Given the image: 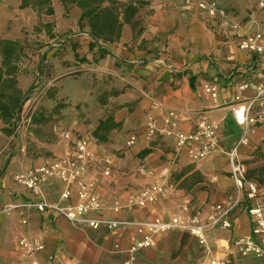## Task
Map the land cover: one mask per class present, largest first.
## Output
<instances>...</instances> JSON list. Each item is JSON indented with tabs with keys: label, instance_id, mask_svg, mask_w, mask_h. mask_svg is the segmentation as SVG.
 <instances>
[{
	"label": "crops",
	"instance_id": "0c3cea01",
	"mask_svg": "<svg viewBox=\"0 0 264 264\" xmlns=\"http://www.w3.org/2000/svg\"><path fill=\"white\" fill-rule=\"evenodd\" d=\"M22 1L0 0V38L18 40L25 46V56L17 64L19 87L25 95L39 76V68L46 67L48 72L46 76L42 74L44 82L40 86L41 101L34 113L43 109L51 120L45 125H37L32 118L28 129H23L15 137L14 132L6 135L0 128L1 206L22 199L19 195L22 189L13 180L14 173L66 152L67 142L60 138L56 129L93 133L100 121L110 114L122 126L111 132L108 144L98 147L101 157L113 163V176L99 187L104 201L111 205L119 198L126 201L133 192L155 181L149 172H139L140 162L155 174L166 173L168 190L148 208L109 212V217L132 220L170 216L186 201L193 208H202L210 202L196 189L205 183L207 177V185L232 184L220 197L222 200L211 203L223 201L233 193L229 160L224 151L219 150L194 163L186 155L176 157L171 137L159 136L151 143L142 142L135 148L126 149L130 152L141 148L138 163L133 168L129 158L123 160L113 151L106 153L104 146L126 148L131 133L146 130L149 114L155 117L159 126H163L169 112L175 111L179 129H195L203 118L219 124L221 145L229 150L243 134V126L238 124L233 113L238 85L247 84L240 93L243 103L255 97L257 87L264 82V54L240 49L231 34L220 31L193 5L146 0L148 4L141 11L147 9L149 14L144 21L141 20L140 37L130 34L132 28L126 24L118 41L97 42L91 48L92 37L77 32L81 29L78 23L80 8L73 7L65 16L61 1L52 0L55 14L38 16L32 7L21 8ZM215 1L232 11L237 19L249 23L252 30L264 31V10L260 8L259 0L258 9L248 18L240 17L234 11L242 10L241 0ZM41 21L53 23L54 27L36 31ZM197 26L202 33L192 32ZM49 33L54 37L51 38ZM26 41L35 42L36 49H31V44L27 48ZM140 44L141 50L137 47ZM101 50L108 51V54L101 57ZM83 57L88 62H82ZM144 60L147 61L142 64ZM206 81L219 85L217 98L204 91ZM263 105V101H258L253 112ZM56 119L58 124L54 125V133L44 139L41 131ZM1 124L4 126L0 121ZM6 139L14 141L12 150ZM250 140L241 153L248 168L250 164L264 163V156L256 153L258 150L264 155V123L258 124ZM31 142L38 143L47 155L28 157ZM158 144H164L166 148L159 149ZM146 148H151L152 152L140 157ZM17 155L29 159L20 171L12 169L17 164ZM216 159L222 161L216 163ZM216 169L225 170V176L219 178ZM195 173L201 176L200 182L193 181ZM50 196L53 197L54 193ZM18 215L17 210L0 212V264H41L48 261L50 254L54 255L52 264H196L204 256L205 246L200 245L195 237L170 231L158 235L155 246L139 250L132 260L129 250L136 234L134 227L122 226L114 231L93 229L72 223L62 216H47L37 211L31 213L29 227H23ZM233 223L231 230H216L209 234L208 245L214 254L230 253L234 250L233 240L250 233L246 212L236 211ZM23 237L40 239L45 249L27 253L19 244ZM243 262L241 260L240 264H254L251 260Z\"/></svg>",
	"mask_w": 264,
	"mask_h": 264
},
{
	"label": "built area",
	"instance_id": "2783aa9c",
	"mask_svg": "<svg viewBox=\"0 0 264 264\" xmlns=\"http://www.w3.org/2000/svg\"><path fill=\"white\" fill-rule=\"evenodd\" d=\"M173 1L197 7L220 31L231 34L240 49L264 54V31L252 30L249 23L237 19L232 11L217 1ZM259 6L264 10V0H259ZM203 88L211 97H218L219 85L216 83L206 81ZM246 88V83L238 85L237 104L233 109L235 120L243 126V134L229 150L223 149L221 145L219 124L203 118L195 129H179L175 111L169 112L163 126H159L155 117L149 114L146 130L131 133L126 141L128 150L142 142L151 143L159 136L171 137L176 157L186 155L194 163L205 160L219 150L224 151L229 160L228 173L234 184L233 193L225 200L207 204L202 208H193L186 201L172 215H157L152 219L125 220L109 217V212L119 213L154 205L167 194L166 173L155 174L148 170L145 163L140 162L139 172H149L155 177V181L133 192L126 201L119 198L112 205L108 204L104 201L99 187L113 176V163L99 154L98 147L101 144L92 133L76 129H56L60 138L67 142L66 152L14 173L13 180L22 189L19 193L22 199L0 205V212L19 211L20 224L23 227H29L33 211L47 216H62L72 223L93 229L105 228L114 231L122 226L134 227L136 234L129 250L132 260H135V254L139 250L155 246L158 235L180 231L195 237L200 245L205 246L204 256L196 264H240L241 260L264 264V185L249 178L248 167L241 156L242 148L249 145L258 124L264 123V105L253 112L258 101L264 102V82L257 87L255 97L243 103L240 93ZM37 106V93L33 90L26 95L15 118L14 137L23 129H28ZM50 193H54V196L51 197ZM239 210L246 212L249 217L250 233L236 237L231 243L234 250L230 253L221 256L214 254L208 245L209 234L216 230L233 229V214ZM19 244L29 254L45 249L44 243L35 237H23ZM53 259L54 255L50 254L48 261L41 264H52Z\"/></svg>",
	"mask_w": 264,
	"mask_h": 264
},
{
	"label": "trees",
	"instance_id": "16d2710c",
	"mask_svg": "<svg viewBox=\"0 0 264 264\" xmlns=\"http://www.w3.org/2000/svg\"><path fill=\"white\" fill-rule=\"evenodd\" d=\"M65 16H68L73 7H78L81 10L79 17V27L87 28L94 43L90 44L93 48L95 43H113L118 41L126 24L130 25L135 37L141 35L135 33L136 29L142 25L140 19V11L148 2L146 0H60ZM32 7L38 16L53 15L55 10L52 0H23L21 8ZM54 24L47 22L39 23L36 31L42 29L53 28ZM50 37L54 34L49 33ZM0 53L2 56V66L0 67V121L4 124L2 131L6 135H11L14 132V120L20 110L21 104L26 95L19 87L18 81V62L25 56V46L21 41L1 39L0 38ZM108 54V51L101 50V57ZM78 56V55H76ZM82 62H88L83 57ZM33 122L37 125L47 124L51 118L45 115L43 109L37 110L33 115ZM122 126L121 122L115 120L114 115L110 114L105 119L100 121L99 126L94 130L92 135L100 144L110 142V135L114 129ZM152 152L151 148H146L140 153V157H145ZM257 155L264 156L259 151ZM250 163V162H249ZM249 178L257 180L264 185V163L248 168ZM194 182H200L201 176L193 175Z\"/></svg>",
	"mask_w": 264,
	"mask_h": 264
},
{
	"label": "rangeland",
	"instance_id": "374dc122",
	"mask_svg": "<svg viewBox=\"0 0 264 264\" xmlns=\"http://www.w3.org/2000/svg\"><path fill=\"white\" fill-rule=\"evenodd\" d=\"M167 1H169V0H167ZM170 1L174 2L173 0H170ZM174 3H176V2H174ZM241 6H242V10L241 9L240 10L234 9V11L238 15H240V17L248 18L249 14H251L253 11H256L258 9L257 8L258 7V0H241ZM148 11L149 10H147V9H143L142 11H140V19L141 20L144 21L147 18V15L149 14ZM140 29H141V26L136 29L135 33L136 34L140 33ZM77 32H78V34L83 35V36H86L87 34H89L87 28H86V30L85 29H80V31L78 30ZM192 32H194V33H202V30L197 26V27H194L192 29ZM133 33L134 32L131 29L130 30V34H133ZM89 36H90V34H89ZM138 37H140V36H138ZM31 41H34V40H31ZM26 43H27V45H26L27 48H29V45L31 44L30 48L31 49H36L35 42H29V41L27 42L26 41ZM137 47H138L139 50H141V44L139 46H137ZM146 61L147 60H144V62H142V64H145ZM139 62L141 64V58L139 59ZM40 63H41V61H40ZM45 68H46L45 66L44 67L42 66V68L41 67L39 68V73H40L39 76H37L35 82L33 83L31 88L26 93V95H29V94H31V92L33 90L36 91V93H37V104H39V102L41 101V94H40L41 88H40V86H42V84L44 82V77L42 76V74L46 76V74L48 72L47 69H45ZM56 124H58L57 123V119H56V121L52 122L50 126H46V127L43 128V130L41 131V134H43V138L44 139L49 138L50 134L52 132L54 133V129H55L54 125H56ZM2 127L3 126L1 124L0 128L2 129ZM38 133L40 134V131ZM6 140H7L8 147H10V150H12L14 148V141L10 142V140H8V139H6ZM106 144H108V143H106ZM0 145H2V141H0ZM158 148L159 149H164L166 147H165L164 144H158ZM110 151H113L114 153H116L123 160L124 159L126 160V158H129L128 162L133 164V168H136V165L138 163V159H137L138 158V153L141 151V148L134 149V150H131L130 152H127L125 146L123 148H120V149H115V148H112L111 146H108V145L104 146V152L109 153ZM38 154H40V155H38ZM44 154H45V151L42 150L41 148H39V144L38 143L31 142V144L29 145V149H28V157L31 158L32 156H36V155H38V156H46L47 155V154H45V155ZM17 156H18L17 160H16L17 164H14L12 166V169L16 170V171H20V170H23L26 167V165L29 162V159H27L26 157L22 158L21 155H17ZM26 160H28V162H26ZM221 161L222 160L216 159V163H220ZM8 163H9V161L7 162V164ZM246 163H248V162H246ZM255 165H258V164H254V165L250 164L249 168L250 167H254ZM7 166L8 165H6L4 167H7ZM4 171L5 170H3L2 172H4ZM131 171L134 172L135 170H131ZM8 172L9 171H7V173ZM215 172H216V174L219 175V178L225 176V174H226L225 170H223V169H216ZM207 179H208V177L206 178L205 183L206 182L209 183ZM205 183L202 184V185H199L198 188L196 189V192L203 193L204 198H207V202L208 203L209 202L211 203V202H214V201H217V200L218 201L222 200V199H220V197H222L224 195V191L225 190L228 191L232 187V184H230V185L229 184H224V185L221 186L218 183L217 184H212V185H207ZM19 218H21V217L18 215V219Z\"/></svg>",
	"mask_w": 264,
	"mask_h": 264
}]
</instances>
